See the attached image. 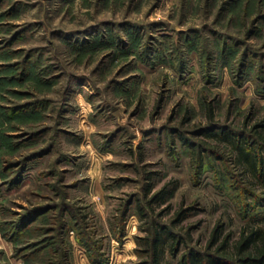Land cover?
<instances>
[{
    "label": "rangeland",
    "instance_id": "1",
    "mask_svg": "<svg viewBox=\"0 0 264 264\" xmlns=\"http://www.w3.org/2000/svg\"><path fill=\"white\" fill-rule=\"evenodd\" d=\"M37 99L0 112V264H93L75 220L107 264L152 220L182 237L162 264L264 228L237 159L264 143V0H0V109Z\"/></svg>",
    "mask_w": 264,
    "mask_h": 264
},
{
    "label": "trees",
    "instance_id": "2",
    "mask_svg": "<svg viewBox=\"0 0 264 264\" xmlns=\"http://www.w3.org/2000/svg\"><path fill=\"white\" fill-rule=\"evenodd\" d=\"M30 59V55H26L22 62L18 63L22 67L20 73L21 78L25 76L27 68L25 67L26 62ZM38 106H45L41 99L34 100L30 103L15 105L12 107H7V111L3 115L9 117L18 116H28L35 113L36 109L27 111L29 108H37ZM211 130V129H210ZM37 133V132H36ZM1 138L2 135H1ZM241 144V143H240ZM238 154L237 159L240 161L245 169L249 172L251 176L257 178L259 182L264 185V143L259 142L255 149L246 148L244 145L237 147ZM39 154L43 153H31L28 154L17 161L11 162L7 167L9 170L11 167L20 166V170L23 173L27 164L37 157ZM19 170V171H20ZM19 175L15 174L12 178V182H16ZM128 203L123 208L124 215L127 214ZM143 206L139 205V209ZM144 211V209H142ZM145 213V212H144ZM250 218L253 221L264 220L263 215L254 214ZM77 220L73 221L71 224L66 223V228H72L75 232V237L77 241L87 248V255L93 264H107V259L103 256V253L98 251V247L92 248L87 244V240L82 238V231L78 230L76 226ZM148 235L143 237L144 240V252L146 254V259L143 260L141 264H162L161 252L163 251V246H167L171 250L178 246L179 242L182 240L181 235L173 231L166 225H162L155 220L151 221L150 227L147 228ZM1 233L4 235V231L1 229ZM14 234V233H13ZM88 235L87 233H85ZM240 238L236 241L234 252H225L224 249L227 245L226 238L218 245L215 250H210L208 247L206 249H199L196 247H188L187 250L177 259L176 264H264V228L254 227L246 232L243 228L240 231ZM89 236V235H88ZM87 237V236H86ZM85 237V238H86ZM217 239V231L213 230L210 242H214ZM97 248V249H96Z\"/></svg>",
    "mask_w": 264,
    "mask_h": 264
}]
</instances>
